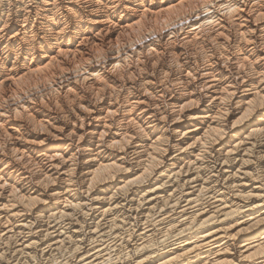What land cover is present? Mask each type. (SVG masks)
<instances>
[{
    "label": "bare ground",
    "instance_id": "1",
    "mask_svg": "<svg viewBox=\"0 0 264 264\" xmlns=\"http://www.w3.org/2000/svg\"><path fill=\"white\" fill-rule=\"evenodd\" d=\"M0 264H264V0H0Z\"/></svg>",
    "mask_w": 264,
    "mask_h": 264
}]
</instances>
